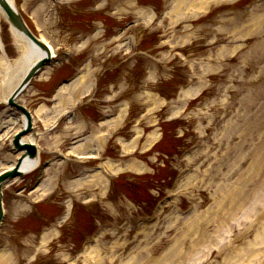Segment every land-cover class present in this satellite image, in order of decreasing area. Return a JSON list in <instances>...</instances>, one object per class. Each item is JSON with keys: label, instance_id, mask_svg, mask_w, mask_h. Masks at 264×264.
<instances>
[{"label": "rangeland", "instance_id": "rangeland-1", "mask_svg": "<svg viewBox=\"0 0 264 264\" xmlns=\"http://www.w3.org/2000/svg\"><path fill=\"white\" fill-rule=\"evenodd\" d=\"M16 1L22 13L33 16L35 27L55 50L66 45L82 47L87 43L89 30L93 26L99 28L97 35L88 36L90 40L79 51L83 55L90 53V49L98 54L90 65L92 73H88L87 64L79 66L78 58L55 67L21 96L20 101L25 106L33 110L42 107L51 117L69 109L75 114L72 121L76 132L82 136L91 131L100 135L108 132L106 127H97V130L93 117L110 112L118 102L129 103L127 123L123 129L109 132L112 137L106 138L102 153L108 149L114 153V139L127 138L133 125L131 118L141 112L146 100L157 104L164 98L168 107L158 109L155 116L141 122L143 133L132 152L120 160L118 168H123L122 173L117 174L118 180L90 177L77 183L71 178L81 166L56 159V164L47 170L48 191L42 197L45 201L32 208L26 206L27 199L17 196L24 184L31 187L33 183L28 184L35 172L15 182L5 194L7 216L0 233V252L3 253L0 264H97L98 256L106 257L102 264H110L112 256L121 254L125 243L121 239L127 235L124 227L117 226L120 237L117 241L124 243L115 252L113 241L106 236L101 238L97 250H91L86 256L76 254L79 239L98 224L125 223V227L134 224L136 217L146 213L160 194L167 193L169 180L180 170L185 172L172 191L176 201L164 211L171 208L169 216L173 215V219L167 217L163 225H167L165 232L156 228L143 231V237L139 238L141 243L134 248L143 253L137 254L140 259L137 264L147 261L141 260L147 256L151 264H167L182 248L186 256L177 257L175 264H264V0H64L65 3L58 5L50 0ZM176 1L175 8L181 12L171 11ZM161 9H164V20L154 21V12L160 17ZM131 21L136 24L120 38L109 37V33L124 28L123 25ZM2 28L7 55L17 58L6 21H2ZM115 52L118 55L114 56ZM76 69L82 76L88 75L90 83L108 70V82L99 83L97 101L84 107L85 111L81 106L72 110L65 103L58 104L56 110L46 97L52 92V86ZM115 69L119 80L114 84L113 97L104 92L108 93L115 82L109 71ZM185 82L195 86L201 82L203 91L197 95V100L187 102L181 98L173 102L171 96ZM69 93L63 96L68 97ZM78 94V91L74 93L75 98ZM104 97L113 98L101 100ZM174 104L189 107L188 112L181 115L184 122L179 126L181 137H176L179 129L165 132L157 155L150 149L153 136L158 137L160 133L155 118H162L164 110ZM10 115L16 117L18 113L0 104V121ZM14 131L11 130L10 135ZM36 131L42 133L39 138L42 158L49 157L48 152L58 148L65 151L64 144L77 135L71 129L51 132L40 123H36ZM188 143L197 146L176 162V151ZM99 148L97 145L96 149ZM0 150L3 163L15 160L17 153L11 151L9 138L0 143ZM161 151L167 153L162 155ZM50 157L55 154L51 153ZM240 180H259L249 186H260L259 192L253 193L240 210L235 208L237 213L230 211L233 214L228 216L231 219L226 226L210 224L208 236L203 238L197 228L181 235L191 214L185 208L195 206L203 217L214 215L215 208L209 214L204 211L215 199L229 195V191L239 192ZM23 194L28 196L27 192ZM68 197L73 198L72 216L41 245L36 236L38 228L50 221L58 204L69 200ZM116 231L111 233L114 235ZM191 241L196 243L195 248L191 247ZM219 252L222 257L218 261Z\"/></svg>", "mask_w": 264, "mask_h": 264}, {"label": "bare ground", "instance_id": "bare-ground-1", "mask_svg": "<svg viewBox=\"0 0 264 264\" xmlns=\"http://www.w3.org/2000/svg\"><path fill=\"white\" fill-rule=\"evenodd\" d=\"M12 4H13V0H9ZM27 1V0H26ZM178 4V2L176 1L174 3V7L171 9L172 12H174V10H176L177 12H181L179 11L178 8H175V6ZM6 18L4 11L2 10V8L0 7V34H1V22ZM11 32H12V39L14 41L16 50L18 52V56L15 59L10 60L9 58H7L5 56V54H0V70H2V73L0 75V94L2 97V100H7L9 95L12 94V92L15 91V89L22 83V81L24 80V78L27 76L28 72L31 70L32 66L40 60V58L43 56V53L36 47H33V45L27 40V38H25V36L19 31L16 30L15 28H11ZM1 36V35H0ZM51 53L53 56H55V51L53 50V47H51ZM52 67H46L45 70H43L42 74L40 75V78L43 77V75H45L47 72L50 71ZM85 78L81 77L79 80H75L73 83H71V85H67L64 84L63 86L60 87V89L57 91V94L55 95L56 97H58L59 95H61L64 91H66L70 86L72 85H77L80 84L84 81ZM91 87V86H90ZM200 88L197 87L196 89H189L187 92L188 94H192L194 92H197ZM7 92V93H6ZM20 100V99H19ZM69 103L72 105L75 102H73L72 100H69ZM54 108L57 110L58 106L55 104ZM38 113H45V109L44 108H40L38 110ZM58 116V115H57ZM53 119V118H50ZM17 119L15 118H10L9 120H3L0 123V138H2V140L4 139V137H7V135H9V131L12 130L11 128L14 127L15 132H17L18 130H20L23 126V120L21 124H17ZM48 122V121H47ZM16 128V129H15ZM140 135V133L138 132L137 137ZM94 140L93 142L98 143V145L101 147L104 143L105 140L104 139H98V136H94ZM137 138H135L134 141H136ZM25 141L28 142H36L37 143V138L35 137V135L33 134H28L25 138ZM89 141V140H87ZM133 141V142H134ZM136 142H134L133 144H135ZM133 144L131 143H126L125 145L127 146L128 149L133 147ZM87 145V143L81 144L80 147L74 148V151L78 152L77 150L82 151V149ZM96 150V149H95ZM99 150V149H98ZM97 150V152H98ZM94 152V151H93ZM81 154H85V155H96L93 153H81ZM21 154H17L16 156H18ZM16 158V157H15ZM39 160H26L23 161L22 165L20 166L16 160L13 161H9L7 163H3L1 158H0V166H2L1 171L3 170H10L13 168H16L17 166H19V171H22L23 173H27L29 171H31L33 168H35L36 166H38L39 164ZM52 167V166H51ZM51 168L49 167L48 170H50ZM91 178H100L101 180H105V178L103 176H100L98 174H93L90 175ZM91 179V180H93ZM19 179H13L10 180L8 182H6L5 187L8 188V186L10 184L15 183L16 181H18ZM82 180H85L84 178H81V180L77 181V182H81ZM259 180H240V188L235 187V189L237 188L239 192H235V193H231L229 191V195L224 196L222 198H220V200L217 201V199H215L213 201V203L209 206V208L204 211V213L209 214L212 212V209H216V213L214 215H206V216H200L197 213V210H194V212L189 216V218L186 219V222L184 223V229H182V234L186 233V232H190L192 230H196L197 228V232H200V238L203 237H207L208 236V226L210 224H215V225H219L221 227L226 226L227 222L230 221L231 218H229L228 216L230 214L233 213H237L234 212L235 208H237L238 210H240V206H243V204L245 202H247L250 198V196L253 193H257L259 192V187H250V185L254 186ZM49 180L45 179L41 186H40V190H44L42 194H46L47 192V184H48ZM260 197H262V195H260ZM231 206V207H230ZM221 207H223V209H221ZM226 207H230L229 209H227ZM237 210V211H238ZM230 211H232L233 213H230ZM69 216V213L67 214L66 218L64 220H66ZM233 225L230 224V228H232ZM221 232H219L218 235H220ZM49 234L51 233H47L45 234L46 238ZM258 239L261 238V235L257 236ZM177 242H181V236L179 238H177ZM183 242V240H182ZM192 242V243H191ZM191 247L195 248L196 247V243L194 241H191ZM186 243V241H185ZM255 244V243H254ZM98 246V243L95 246H91L88 247L85 252L88 253L91 250H94L96 247ZM220 253V252H219ZM3 253L0 252V259L2 257ZM186 256V251H184V249H179L178 253H175L174 256L169 260V262L167 264H175V261L177 260V257H181L184 258ZM227 259V258H226ZM225 259V260H226ZM102 260L101 257H98L96 259L97 262H100ZM131 261V260H130ZM129 260L124 263V264H128ZM227 262V260H226ZM222 263H225V261H223Z\"/></svg>", "mask_w": 264, "mask_h": 264}, {"label": "water", "instance_id": "water-1", "mask_svg": "<svg viewBox=\"0 0 264 264\" xmlns=\"http://www.w3.org/2000/svg\"><path fill=\"white\" fill-rule=\"evenodd\" d=\"M0 5L4 8L5 12L7 13V16L9 18V20L11 21V23L18 28L19 30H21L33 43H35L36 45L40 46L42 49H44L45 51H47V48L45 47V45L43 43H41L31 32V30L28 28V26L25 24L23 18L20 16V14L16 11V9L7 1V0H0ZM50 60V57L47 55L44 58V60L40 61L31 71V73L29 74V76L26 78L25 82L22 84V86L17 90V92L14 94V96L10 99V103L13 104L14 98L23 90V88L28 84V82L30 81L31 77L47 62ZM29 116V115H28ZM31 123H28V127L25 131H23L22 133H20L15 141L14 144L17 148L19 149H26V154L23 158H26L27 156L29 157H35L37 155V149L36 146L33 144H21L20 139L21 136L25 133H27L29 130H31ZM18 174V170L15 169L11 172H8L7 174H4L0 177V223H1V219L3 216L2 213V202H1V187L3 184V181L8 178V177H13L15 175Z\"/></svg>", "mask_w": 264, "mask_h": 264}]
</instances>
